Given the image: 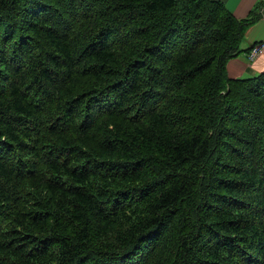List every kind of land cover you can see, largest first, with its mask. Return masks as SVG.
I'll return each mask as SVG.
<instances>
[{"label": "trees", "instance_id": "16d2710c", "mask_svg": "<svg viewBox=\"0 0 264 264\" xmlns=\"http://www.w3.org/2000/svg\"><path fill=\"white\" fill-rule=\"evenodd\" d=\"M213 0H0V264H264V74Z\"/></svg>", "mask_w": 264, "mask_h": 264}, {"label": "crops", "instance_id": "0c3cea01", "mask_svg": "<svg viewBox=\"0 0 264 264\" xmlns=\"http://www.w3.org/2000/svg\"><path fill=\"white\" fill-rule=\"evenodd\" d=\"M223 5L236 19L243 20L251 16L256 22L248 27L241 44V52L227 63V75L230 79L252 78L264 74V50L252 62L247 54L255 44H264V0H213Z\"/></svg>", "mask_w": 264, "mask_h": 264}, {"label": "built area", "instance_id": "2783aa9c", "mask_svg": "<svg viewBox=\"0 0 264 264\" xmlns=\"http://www.w3.org/2000/svg\"><path fill=\"white\" fill-rule=\"evenodd\" d=\"M264 50V44H255L251 47L247 54V59L252 62L254 61Z\"/></svg>", "mask_w": 264, "mask_h": 264}]
</instances>
